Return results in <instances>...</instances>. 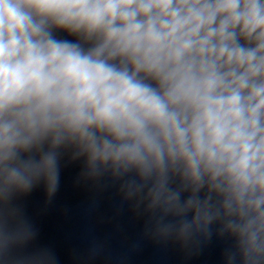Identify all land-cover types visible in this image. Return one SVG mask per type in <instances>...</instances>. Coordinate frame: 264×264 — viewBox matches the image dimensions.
Listing matches in <instances>:
<instances>
[{"label":"clouds","instance_id":"1","mask_svg":"<svg viewBox=\"0 0 264 264\" xmlns=\"http://www.w3.org/2000/svg\"><path fill=\"white\" fill-rule=\"evenodd\" d=\"M61 146L191 214L181 233L221 221L228 264H264V0H0L5 211L55 185Z\"/></svg>","mask_w":264,"mask_h":264},{"label":"water","instance_id":"2","mask_svg":"<svg viewBox=\"0 0 264 264\" xmlns=\"http://www.w3.org/2000/svg\"><path fill=\"white\" fill-rule=\"evenodd\" d=\"M55 151L54 186L40 176L27 190L10 193L7 211L0 204V230L9 233L0 264H228L235 239L221 221L181 233L191 214L152 206L147 188L129 186L134 174L90 165L75 146ZM172 186L180 188L179 178ZM189 195L183 191L181 200Z\"/></svg>","mask_w":264,"mask_h":264}]
</instances>
